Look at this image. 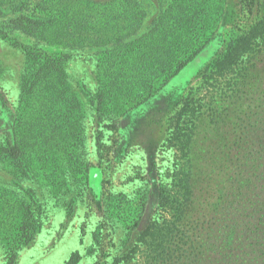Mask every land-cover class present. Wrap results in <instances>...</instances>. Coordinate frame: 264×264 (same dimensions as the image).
<instances>
[{"label":"rangeland","instance_id":"1","mask_svg":"<svg viewBox=\"0 0 264 264\" xmlns=\"http://www.w3.org/2000/svg\"><path fill=\"white\" fill-rule=\"evenodd\" d=\"M206 2L219 6L209 41L153 84H135L129 71L99 84L98 57L129 28L117 13L100 25L91 20L97 34L64 63L72 98L67 107L53 103L66 118L22 112L27 131L18 152L9 147L26 59L0 36V264H119L132 255L134 232L153 221L163 228L170 218L158 205L161 186L175 206L183 201L188 148L195 228L192 249L177 264H264V40L237 51L239 62L229 67L211 66L227 46L233 56V42L263 21L264 0ZM112 62L101 73L106 81ZM144 90L151 94L140 97ZM128 261L120 263L144 264L145 253Z\"/></svg>","mask_w":264,"mask_h":264},{"label":"trees","instance_id":"2","mask_svg":"<svg viewBox=\"0 0 264 264\" xmlns=\"http://www.w3.org/2000/svg\"><path fill=\"white\" fill-rule=\"evenodd\" d=\"M100 1L107 2V0H0V36L19 46L26 59L25 71L21 75L23 86L21 102L18 104L14 138L9 149L18 152L20 137L22 140L24 138L21 133L27 131L24 123L26 119L22 112L30 113L29 119L35 120L33 114L41 108L48 109L45 112L50 114L60 112L53 117L66 118L63 115L66 109L53 107V103L57 101L67 107L72 98L68 92L64 63L69 58L70 49L78 48L90 39L89 36L97 34L91 27L93 20H98L100 25L106 15L114 16L117 13L121 20L127 23L122 27L129 28L125 35L120 34L114 39L111 48L103 49L109 50L108 55L100 54L98 57L99 84L106 85L110 80L123 77L129 71L133 73L131 78L135 84L142 85L147 82L153 84L163 81L169 75L173 76L198 55L210 39L215 25L213 19L219 9V6L210 5L206 0H108L109 4L103 8ZM263 40L264 15L263 21L251 28L247 36L239 37L233 42L235 44L233 56L229 54L227 46L223 54H218L213 59L211 66L229 67L232 63L239 62L237 51L244 54L254 46H259ZM97 45L95 43L96 47ZM107 59L113 62L106 81L101 77V73ZM118 65L119 69L116 71ZM119 88L117 85L116 89ZM127 91L133 92L125 90L123 94H127ZM150 91L144 90L139 96L146 97L151 94ZM114 93L116 91L106 92L109 95ZM102 94L100 87L97 93L98 115L102 113ZM45 102L49 104L46 108L43 107ZM185 144L187 146V141ZM7 157L15 159L16 153H11ZM192 160V152L188 148L186 166L183 168V201L177 204L178 206H175V200L167 193L166 187L161 186L159 189L158 205L167 216H170L165 220L163 228L153 221L133 233L131 238L133 249L129 253L133 255L139 250L144 252V264H177L181 258L187 257L188 248L192 249L190 233L193 230L190 231L189 228H195L193 226L195 219L190 218L188 210L191 199ZM99 236V232L95 234V238L98 239ZM132 255H124L125 257L117 263L129 262ZM76 261L77 258L69 260L67 264H75Z\"/></svg>","mask_w":264,"mask_h":264}]
</instances>
